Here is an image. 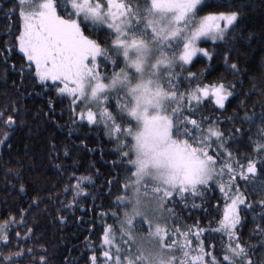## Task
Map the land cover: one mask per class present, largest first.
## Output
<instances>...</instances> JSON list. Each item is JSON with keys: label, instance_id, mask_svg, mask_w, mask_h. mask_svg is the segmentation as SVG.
Masks as SVG:
<instances>
[{"label": "snow or ice", "instance_id": "6c2138e0", "mask_svg": "<svg viewBox=\"0 0 264 264\" xmlns=\"http://www.w3.org/2000/svg\"><path fill=\"white\" fill-rule=\"evenodd\" d=\"M241 17L239 7L210 0H0L5 77L17 72L16 55L22 62L21 83L11 84L16 95L0 93L6 97L0 146L9 154L4 159L0 153V172L21 197L19 207L0 202V264H52L37 222L55 208L64 223V212L89 194L86 184H94L76 161L67 163L73 148L87 149L86 140L48 138L51 167L57 173L73 169L62 189L59 181L46 189L26 178L28 145L9 166L10 141L26 124L19 102L25 79L53 94L44 116L54 128L67 127L69 137L78 128L96 129L112 145L116 172L107 183L109 194L112 185L117 194L98 214L99 244L85 237L87 264H264V73L249 76L233 58ZM197 61L207 63L192 71ZM213 61L222 68L216 76ZM253 95L258 99L249 105ZM57 104L60 117L67 115L63 125ZM244 137L249 150L241 153L233 145ZM209 188L220 196L205 208ZM190 204L212 216L207 226L200 219L185 222ZM209 232L220 237L219 247L215 239L207 242ZM64 264L78 261L65 256Z\"/></svg>", "mask_w": 264, "mask_h": 264}, {"label": "trees", "instance_id": "16d2710c", "mask_svg": "<svg viewBox=\"0 0 264 264\" xmlns=\"http://www.w3.org/2000/svg\"><path fill=\"white\" fill-rule=\"evenodd\" d=\"M216 4L226 6L239 7L242 12V17L236 30L235 50L233 51V58L238 60L239 66L242 70L247 71L249 76L259 77L264 73V0H210ZM6 6V5H5ZM5 20L0 18V28L5 25ZM202 47H208L209 44H202ZM17 65V72H8L7 77L4 75V68L0 65V93L7 91L9 94L15 96L16 89L11 87L12 81L15 80L19 85L21 83L18 70L21 65L19 55L13 58ZM207 61L199 62L191 68L192 71H199L204 67ZM217 65L216 71L212 73L213 76L219 75L222 68L219 66L220 62L213 61ZM7 79V85L5 84ZM231 79V77H229ZM52 93L44 94V91L32 80L25 79L20 87L19 102L26 109L24 127L17 130L13 137V151L11 158L14 166L17 154L25 152V145H28V154L31 156V162L25 160L26 178L29 181L39 182L37 186L46 189H52L59 181V188L69 183L68 177L65 173L71 172L72 168H67L65 173H57L51 164L47 161L46 151L48 138L51 135L57 137V141L61 143H76L80 140H86L87 149L73 148V158L67 163L71 164L76 161L79 165L80 173L93 175L94 184L87 185L89 194L78 199L74 208L64 212L66 221L60 223L57 219L56 209L52 208L51 214L42 216L36 224L37 231L42 240L47 243L49 253L52 255V264H64V257L69 256L78 261V264H87L88 257L91 255V250L88 248L85 237H88L96 245L99 244V233L101 231L100 220L98 214L103 210H108L112 205L114 196L117 194L116 185L111 186V195L109 194L110 186L107 180L110 175L116 172L111 165L114 159L110 155L112 145L106 142V138L98 134L96 129H89L87 127L78 128L73 131L71 137L68 136L69 129L67 127L54 128L45 116L48 112V101ZM257 96L253 95L249 100V105L257 101ZM6 97L0 94V103H4ZM239 98L231 99L227 104V111L225 116L231 115L236 108ZM66 103V102H65ZM61 105H56L57 117L60 124H65L67 115L60 117ZM260 110L259 103L256 104V111ZM228 125H225L227 127ZM247 127V125H245ZM30 129V131H29ZM255 132V129H253ZM79 137V139H77ZM248 137H244L243 141L238 145H233L234 148H239L241 153H246ZM88 149H95L89 151ZM0 153L3 154L4 159H9V154L5 147L0 146ZM35 165L32 167V165ZM55 190V189H54ZM31 194V188L29 189ZM220 196L218 189L215 191L209 188L203 197L204 207L208 208L210 205H215L216 199ZM63 199L70 200L72 193L69 192ZM7 199L8 207H19L21 197L17 196L15 191L10 186H5L3 183V174L0 172V202ZM197 203H201L197 200ZM26 206V205H25ZM4 210L3 203H0V211ZM260 211L259 208L256 209ZM184 220L191 225L196 219L201 220V226H207L212 216L205 214L202 210L192 209L191 204L188 210L183 211ZM29 223H32V218L29 217ZM108 223H112V219H108ZM93 224L96 225L94 231ZM214 226V225H213ZM252 227V214L247 213V223L243 229L245 238L248 237L249 229ZM207 242L212 243L215 239L217 247H219L220 237L209 232ZM253 243L256 239L253 238Z\"/></svg>", "mask_w": 264, "mask_h": 264}]
</instances>
